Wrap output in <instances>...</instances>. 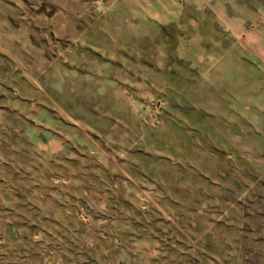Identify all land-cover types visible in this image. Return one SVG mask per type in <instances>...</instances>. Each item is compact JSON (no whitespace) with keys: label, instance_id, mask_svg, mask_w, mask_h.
I'll return each mask as SVG.
<instances>
[{"label":"rangeland","instance_id":"rangeland-1","mask_svg":"<svg viewBox=\"0 0 264 264\" xmlns=\"http://www.w3.org/2000/svg\"><path fill=\"white\" fill-rule=\"evenodd\" d=\"M0 264H264V0H0Z\"/></svg>","mask_w":264,"mask_h":264}]
</instances>
